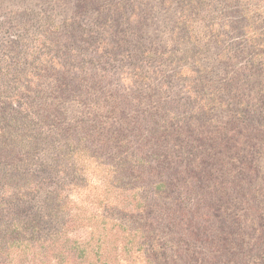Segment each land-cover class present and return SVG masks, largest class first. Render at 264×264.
<instances>
[{"label":"rangeland","instance_id":"rangeland-1","mask_svg":"<svg viewBox=\"0 0 264 264\" xmlns=\"http://www.w3.org/2000/svg\"><path fill=\"white\" fill-rule=\"evenodd\" d=\"M0 264H264V0H0Z\"/></svg>","mask_w":264,"mask_h":264},{"label":"trees","instance_id":"trees-1","mask_svg":"<svg viewBox=\"0 0 264 264\" xmlns=\"http://www.w3.org/2000/svg\"><path fill=\"white\" fill-rule=\"evenodd\" d=\"M85 253V252H84Z\"/></svg>","mask_w":264,"mask_h":264}]
</instances>
